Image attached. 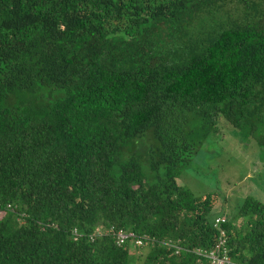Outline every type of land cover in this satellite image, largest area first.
<instances>
[{
  "label": "trees",
  "instance_id": "obj_1",
  "mask_svg": "<svg viewBox=\"0 0 264 264\" xmlns=\"http://www.w3.org/2000/svg\"><path fill=\"white\" fill-rule=\"evenodd\" d=\"M227 128L264 147V0H0V264H203L220 230L264 264V202L179 181Z\"/></svg>",
  "mask_w": 264,
  "mask_h": 264
},
{
  "label": "rangeland",
  "instance_id": "obj_2",
  "mask_svg": "<svg viewBox=\"0 0 264 264\" xmlns=\"http://www.w3.org/2000/svg\"><path fill=\"white\" fill-rule=\"evenodd\" d=\"M179 181L196 194L216 192L214 213L222 208L230 213L245 198L264 202V147L252 136L227 128L222 138L194 158Z\"/></svg>",
  "mask_w": 264,
  "mask_h": 264
},
{
  "label": "built area",
  "instance_id": "obj_3",
  "mask_svg": "<svg viewBox=\"0 0 264 264\" xmlns=\"http://www.w3.org/2000/svg\"><path fill=\"white\" fill-rule=\"evenodd\" d=\"M223 220H224L223 217H218L215 219V224H218L220 221H223ZM224 234L225 232L223 230L219 231L217 247L218 246L223 247L221 251L214 252L213 250L207 251L204 249L203 250L197 249V253L204 255L205 257L209 259L208 262L203 263V264H229V263L238 264V263L231 262L230 260V257L227 253V248L224 246L226 242ZM115 236H116L117 244H123L127 240H129L130 242L132 241L134 245L137 247L143 245V239H147L146 236L139 237L134 232H124V231L117 232ZM178 249L179 247H177L176 251H178Z\"/></svg>",
  "mask_w": 264,
  "mask_h": 264
}]
</instances>
